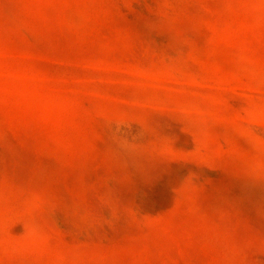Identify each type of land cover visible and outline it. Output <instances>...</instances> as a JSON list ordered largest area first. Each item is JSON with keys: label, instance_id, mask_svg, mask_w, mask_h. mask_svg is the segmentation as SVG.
I'll list each match as a JSON object with an SVG mask.
<instances>
[{"label": "rangeland", "instance_id": "1", "mask_svg": "<svg viewBox=\"0 0 264 264\" xmlns=\"http://www.w3.org/2000/svg\"><path fill=\"white\" fill-rule=\"evenodd\" d=\"M0 264H264V0H0Z\"/></svg>", "mask_w": 264, "mask_h": 264}]
</instances>
